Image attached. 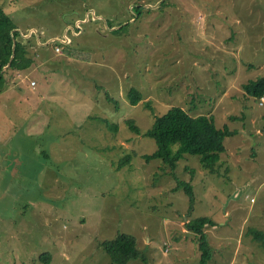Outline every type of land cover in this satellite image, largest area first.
I'll return each mask as SVG.
<instances>
[{
	"label": "rangeland",
	"instance_id": "1",
	"mask_svg": "<svg viewBox=\"0 0 264 264\" xmlns=\"http://www.w3.org/2000/svg\"><path fill=\"white\" fill-rule=\"evenodd\" d=\"M0 5L40 45L39 67L0 91V264H110L98 247L117 232L137 237L145 264H199L186 224L201 217L213 222L208 264H264L248 233L264 231V107L244 93L264 78V0ZM172 108L238 131L217 172L191 155L175 170L146 162L157 143L127 120L146 131Z\"/></svg>",
	"mask_w": 264,
	"mask_h": 264
},
{
	"label": "trees",
	"instance_id": "2",
	"mask_svg": "<svg viewBox=\"0 0 264 264\" xmlns=\"http://www.w3.org/2000/svg\"><path fill=\"white\" fill-rule=\"evenodd\" d=\"M133 10L140 14L144 8L135 7ZM122 28L119 27L115 32L118 33ZM39 47L38 39L34 35L31 38H24L13 19L0 5V91H3L14 77H21L39 67ZM244 93L247 97L257 100L261 106V100L264 98V78L244 85ZM128 100L130 106L136 107L143 100L142 94L132 89L128 94ZM127 124L137 134L151 137L156 141V151L144 156L146 162L159 159L175 170L176 163L184 155H191L196 156L200 167L210 174L217 172V167L222 163V155L227 152V137L237 133L228 125L216 126L213 116H191L180 108H172L165 114L156 116L152 126L146 131H142L132 119H128ZM129 160L130 156L123 158L119 167ZM179 189L184 190L192 200L190 183L176 181L175 190ZM212 225L213 222L206 217L196 218L186 224L187 229L197 237L199 264H208L211 261L212 252L205 228ZM248 233L264 248L263 230H249ZM98 248L109 258L110 264L148 262L139 248L137 237L128 233L117 232L113 238L99 243ZM41 260L43 264H50L48 254H44Z\"/></svg>",
	"mask_w": 264,
	"mask_h": 264
},
{
	"label": "built area",
	"instance_id": "3",
	"mask_svg": "<svg viewBox=\"0 0 264 264\" xmlns=\"http://www.w3.org/2000/svg\"><path fill=\"white\" fill-rule=\"evenodd\" d=\"M66 39H67V43H66V44H69V43H70V38L67 37V36H66V38H62L61 42L64 44V41H65ZM55 51H56V54H59V55L62 54V50H61L60 47H56ZM32 85H33V87H35L37 84H36V83H33ZM263 104H264V98L261 100V106H262Z\"/></svg>",
	"mask_w": 264,
	"mask_h": 264
},
{
	"label": "water",
	"instance_id": "4",
	"mask_svg": "<svg viewBox=\"0 0 264 264\" xmlns=\"http://www.w3.org/2000/svg\"><path fill=\"white\" fill-rule=\"evenodd\" d=\"M149 8H151V9H155V7H149ZM88 20V19H87ZM81 23H83V21H80ZM72 27H69L68 29H71ZM24 36V35H23ZM24 37H27V38H29V35H26V36H24ZM65 38H66V34H65ZM58 40H60V39H58ZM55 41H57V39L55 40ZM14 58V56L12 57V59ZM4 70H6V69H4ZM240 191H242L241 193H242V195H243V190L242 189H239L236 193H235V195L233 196V199H235V200H237V199H239V194H240Z\"/></svg>",
	"mask_w": 264,
	"mask_h": 264
},
{
	"label": "crops",
	"instance_id": "5",
	"mask_svg": "<svg viewBox=\"0 0 264 264\" xmlns=\"http://www.w3.org/2000/svg\"><path fill=\"white\" fill-rule=\"evenodd\" d=\"M79 27H80V26H79ZM79 27H77V28H79ZM31 31H36V30H31ZM41 42H42V41H41ZM44 43H45V42H42L41 45L44 46V45H45ZM66 43H67V39L64 41V44H66ZM57 55H58V54H57ZM37 86H38V84H37L35 87H33V85H32L33 88H36ZM7 90H8V89H7ZM8 92H9V91H8ZM260 107H264V106H260ZM252 120H253L254 123H255L256 121H258V119H257L256 117H253ZM257 129H258V128H257ZM257 131H258V130H257ZM237 133H238V131H237ZM237 133H236V134H237ZM254 152H255V151H253L252 154H253Z\"/></svg>",
	"mask_w": 264,
	"mask_h": 264
}]
</instances>
